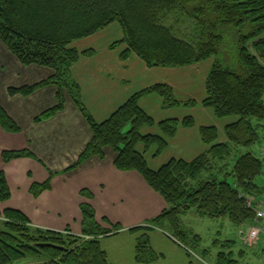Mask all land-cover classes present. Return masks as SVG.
<instances>
[{
	"label": "trees",
	"instance_id": "obj_1",
	"mask_svg": "<svg viewBox=\"0 0 264 264\" xmlns=\"http://www.w3.org/2000/svg\"><path fill=\"white\" fill-rule=\"evenodd\" d=\"M174 12H182L194 20L199 36L191 41L175 37L162 23ZM114 22L122 30L121 43L128 47L123 59L134 54L148 68H182L206 61L218 53L223 40L221 30L233 28L238 35V61L244 74H237L215 61L206 79L205 98L201 103L218 119L236 118L224 128L225 143L217 144L216 128L201 127L199 135L208 147L206 152L190 162L171 160L158 170H151L146 153L151 148H155V156L163 153L180 126L176 120L156 125L139 106L141 98L149 95L160 97L163 109L181 105L172 89L162 84L132 95L100 124L85 112L78 99V87L70 82V70L81 57L94 53H80L70 46ZM0 42L21 65L53 71L43 82L8 91L11 96H29L47 86L57 89L56 105L35 118V123L63 110L65 91H70L71 99L85 118L92 139L65 172L94 157L104 158L105 150L110 149L116 156L114 166L118 171L138 173L165 202L167 208L159 216L129 229L144 233L136 240L137 263L151 264L159 258L150 246L148 233L163 230L165 226L180 245L185 246L189 239L198 245L199 236L189 235L181 227L180 217L192 209L199 217L227 219L237 228L254 222L255 211L246 208L245 200L258 201L264 194V186L256 183L264 175V161L249 152L261 140L260 131L264 128V0H0ZM189 105L195 103L184 104ZM181 125L190 128L194 121L186 118ZM127 126L130 128L124 133ZM155 126L159 134L142 133L143 128ZM0 127L8 133L20 132L1 107ZM239 148L246 153L225 172L226 162ZM25 157L35 160L28 151L2 154L4 163ZM218 174L224 178L219 179ZM49 189L50 178L44 184H33L30 190L33 197H38ZM9 197L5 177L0 173V201L5 202ZM81 212V230L74 235L69 230L62 233L34 227L17 210L0 211V264H14L27 256L47 259L35 264H110L99 238L112 236L120 227H100L88 205H83ZM216 264L240 263L230 251L218 253Z\"/></svg>",
	"mask_w": 264,
	"mask_h": 264
},
{
	"label": "crops",
	"instance_id": "obj_2",
	"mask_svg": "<svg viewBox=\"0 0 264 264\" xmlns=\"http://www.w3.org/2000/svg\"><path fill=\"white\" fill-rule=\"evenodd\" d=\"M105 29L88 38L99 40L96 38ZM122 40L120 33L117 37L107 39V44L102 49H88L94 54L81 57L70 70V82L78 87L81 106L96 123L106 121L132 95L162 84L172 89L175 99L179 97L177 101L181 105L163 109L162 99L149 95L141 98L139 106L153 118L156 125L165 120H176L180 126L175 136L168 140L163 153L156 157L155 151L146 153L145 159L151 170L156 171L171 160L190 162L206 152L208 147L202 143L199 135L201 127L216 128L217 144L226 142L224 128L236 119L232 122L220 120L219 123L215 120L213 112L201 105L205 98V82L213 65L210 61L177 69L148 68L134 54L123 59L122 56L128 47L121 43ZM116 43L118 44L113 47ZM52 75L53 71L48 68L21 65L0 42V107L20 128L19 133L13 134L0 127V173L5 177L10 194L7 201H0V209L20 211L32 225L38 224L54 231L66 229L73 222V226H76L80 233L81 207L88 205L93 209L94 220L100 227L109 229L119 226L121 229L110 236L119 238L120 244L115 247L117 250L109 252L107 248L105 252L102 249L108 262L123 264L119 250L123 243H126L129 249L132 248L128 262L134 253L131 260L137 263L136 240L144 233L131 232L129 229L150 222L167 206L138 173L118 171L114 166L116 156L110 149L105 150L104 158L94 157L65 172L77 161L92 139L91 130L71 99L70 91L64 92L63 110L40 123H35L34 119L56 105L55 87L47 86L29 96H11L8 92L10 89L33 86ZM196 84H199V89ZM190 102L195 105L184 106ZM195 112L202 114V121H197ZM186 118L193 119V127L181 125ZM142 133L159 134V130L155 127L144 128ZM5 151H28L34 155L35 160L25 157L4 163L2 154ZM50 173L53 174L52 177ZM49 178L50 189L38 197H33L31 186L44 184ZM260 184L264 186V180ZM85 193L91 196L88 197ZM125 233L129 236L120 239ZM151 233L154 236L151 238L148 234L150 246L159 256L151 264L188 263L183 251L180 253L178 250L181 249L171 241V236L164 232L163 234L159 229ZM155 239L159 246L152 242ZM261 254L262 248L260 259ZM239 256L243 257L245 254L239 253Z\"/></svg>",
	"mask_w": 264,
	"mask_h": 264
},
{
	"label": "rangeland",
	"instance_id": "obj_3",
	"mask_svg": "<svg viewBox=\"0 0 264 264\" xmlns=\"http://www.w3.org/2000/svg\"><path fill=\"white\" fill-rule=\"evenodd\" d=\"M162 23L164 26L170 28L173 35L177 37L178 39H181L184 41H191L193 38L199 36V32L196 29L194 20L190 19L188 15L183 14L182 12L177 13V14L174 12L170 14L165 20L162 21ZM221 32H222L223 40L218 48V53L216 56L208 59V61H210V63L212 64L215 61L220 62L224 68L232 70L237 74L243 75L244 70L240 66L239 61H238V35L237 33L233 30V28H230V27L222 29ZM120 33L123 36L122 30L119 24L117 22H114L109 25V28H106L103 32H100L98 38H96L99 40H90L89 38L82 39V40L73 42L70 47L78 50V52L84 51V50L91 51V50H88L90 48H96L97 50L102 49L105 46V44H107V39L117 37L120 35ZM244 33H247V30H245ZM196 85H197L196 88L199 89V84H196ZM195 118L197 119V121H202V114L200 112H195ZM217 119L218 118H216L215 120L221 123L220 120L232 122L236 118L230 117V118H225V119H218V120ZM129 128H130L129 126L125 127L123 132L126 133L129 130ZM155 128L157 127L155 126ZM260 134H261V140L256 145L251 147L249 150V152H251L254 156H256L259 159H261L259 153L264 148V128L261 129ZM139 148L142 150L141 147ZM152 151H155V148H151L148 152L151 153ZM244 153H246L245 150H242L240 148L235 149L232 156L226 162L225 172L230 171L234 163L236 162V160L239 158V156H241ZM218 177L221 180L224 178L222 174L221 175L218 174ZM227 180L231 181L230 178H228ZM263 180H264V175L259 177L256 180V183L260 184ZM0 211H3V209L2 210L0 209ZM180 221H181V227L185 232H187L189 235L199 236L200 238V243L198 245H195V242L192 239H189L185 243V246H182L179 243H177L175 240H173L171 237L172 239L171 241L175 242L177 247L181 249L178 251H180V253L181 251H183L182 253L186 257V260L188 263L216 264V257L218 253L220 252L228 253L231 251L234 259L237 260L240 264H262V261L260 259V250L261 248L263 249L264 247V235L260 237L258 243H255V244L253 243L250 245L247 243V240L244 241L243 239L244 234L243 235L240 234V231H243V229H246L247 227L252 226L255 222L249 223L243 227L237 228L234 225H232L227 219H209V218L199 217L196 214L194 209L182 215L180 217ZM99 224L101 225V223ZM32 226L45 229V228L40 227L38 224H34ZM163 228L164 229L161 230V232L167 233L168 236H170L168 228L166 226ZM46 230H50V229L46 228ZM66 230H69L70 233L74 235H77L79 233L76 226H73V222L70 223L66 229L63 228L61 230H57V232L65 233ZM51 231H54V230H51ZM148 234L149 236L151 235V238L152 236H154L152 235L151 232H149ZM127 236H129V234H126V233L122 234L120 239H122L123 237H127ZM118 239L119 238H116V237L99 238L101 249H103L105 252H107V248L109 252H113L114 249L117 250L115 247L120 244V241L118 242ZM227 241H231L233 243L226 244L225 242ZM152 242L156 246H159V243L158 241H156V239L153 240ZM164 243L167 244V242H164ZM131 251H132V248L130 247L129 249L127 244L123 243V245L121 246V249L119 250V256L120 258H122L123 264H139L131 260V256H134V253L131 254L130 261L128 262L129 252L131 253ZM239 253H241V255L245 254V256L243 257L239 256ZM261 257H262V254H261ZM38 262H47V259H45L44 256L41 258V260L39 258L36 259L34 257L27 256L14 264H35Z\"/></svg>",
	"mask_w": 264,
	"mask_h": 264
},
{
	"label": "built area",
	"instance_id": "obj_4",
	"mask_svg": "<svg viewBox=\"0 0 264 264\" xmlns=\"http://www.w3.org/2000/svg\"><path fill=\"white\" fill-rule=\"evenodd\" d=\"M260 157L264 159V148L260 151ZM245 206L247 209L254 210L255 225L247 227L244 231H240V234L243 235L244 241L247 240L248 244H255L259 241L260 237L264 235V194L260 200L255 201L251 198H246ZM262 264H264V247L262 250Z\"/></svg>",
	"mask_w": 264,
	"mask_h": 264
},
{
	"label": "water",
	"instance_id": "obj_5",
	"mask_svg": "<svg viewBox=\"0 0 264 264\" xmlns=\"http://www.w3.org/2000/svg\"><path fill=\"white\" fill-rule=\"evenodd\" d=\"M49 247H51V246L49 245ZM52 248H54V249H58V250H61V251H64V252H66V250H65V249H63V248H59V247H55V246H52Z\"/></svg>",
	"mask_w": 264,
	"mask_h": 264
}]
</instances>
